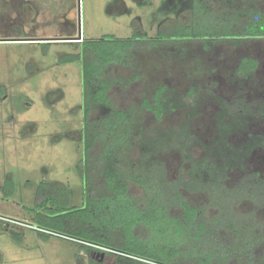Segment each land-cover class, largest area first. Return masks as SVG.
<instances>
[{
    "label": "rangeland",
    "instance_id": "1",
    "mask_svg": "<svg viewBox=\"0 0 264 264\" xmlns=\"http://www.w3.org/2000/svg\"><path fill=\"white\" fill-rule=\"evenodd\" d=\"M120 1L124 8L110 11L109 4L116 0H0V185L9 176L15 187L11 196H4L0 190V264H112L115 260L104 247L96 246V251L88 252L65 237L43 238L36 231L30 210L40 180L67 186L72 206L86 203L84 184L76 171L83 155L85 124L82 64L58 62L61 55L80 51L77 41L98 40L103 46L116 48L114 41L136 38L129 63L117 64L112 70L127 81L134 73L140 78L129 83L124 97L112 89L111 97L117 105H136L143 95L150 97L158 82L176 91L181 106L160 121L148 112L142 113L140 123L148 138L182 132L191 140L193 158H201L217 136L215 115L221 99L229 104L241 102L254 111L245 128L230 136L232 144H244L249 135L264 133V121L260 122L263 39L238 43L224 39L210 49L189 43L181 54L171 44L149 47L165 25L175 20L189 22L192 0ZM235 1L264 12V0ZM225 2L213 1L214 8L220 11L226 7ZM107 36L109 39H104ZM244 57L257 60L248 78L236 74ZM190 86L195 89L192 93L188 92ZM170 138H161L162 149L157 153L165 176L169 181L187 180L190 163L182 159ZM135 151H129L130 158H137ZM126 156L120 154L121 167L130 172L133 167ZM243 165L225 172L220 194L221 198H230L236 217L244 219L251 231L259 232L260 199L246 192L247 197L239 200L238 194H242V183L253 181L255 172L260 179L264 152L253 151ZM129 185L133 197L141 202L143 188L131 181ZM186 195L194 204L214 207L210 191L197 189ZM172 214L179 212L174 209Z\"/></svg>",
    "mask_w": 264,
    "mask_h": 264
},
{
    "label": "trees",
    "instance_id": "2",
    "mask_svg": "<svg viewBox=\"0 0 264 264\" xmlns=\"http://www.w3.org/2000/svg\"><path fill=\"white\" fill-rule=\"evenodd\" d=\"M213 1L192 0L189 22L175 20L165 25L149 47L171 44L181 54L189 43L210 49L224 39L235 43L252 38L264 40L263 11L253 5L242 7L235 0H226L227 8L219 11ZM133 39L136 38L114 41L116 48L82 39L76 42L81 43L79 52L66 53L58 59L62 64H82L85 124L83 155L76 171L84 184L86 203L72 206L67 186L40 180L30 208L37 233L43 238L67 236L88 252L96 251V246L107 248L115 257L112 264H264V172L260 170V179L255 172L253 181L242 183V194H238L239 200L247 197L246 192L260 199L259 232L251 231L244 219L236 217L230 198H221L220 194L226 171L244 168L243 161L253 151L264 152V133L249 135L241 145L229 141L232 134L245 128L254 111L241 102L229 104L221 99L215 115L217 136L197 160L187 134L164 132L162 136L173 137L171 145L190 163L187 180H167L157 156L163 137L145 136L140 120L142 113L148 112L160 121L181 106L176 91L158 82L150 97L143 95L136 105H117L111 97L112 89L124 97L129 83L140 78L139 73H134L127 81L112 70L117 64L129 63ZM256 67V59L241 58L236 74L248 78ZM194 90L190 86L188 92ZM263 121L264 101L260 99V122ZM135 150L137 158H130L129 151ZM121 153L128 155L126 160L133 167L130 172L121 167ZM130 181L143 188V204L133 197ZM197 189L211 192L214 207L194 204L189 199L186 193ZM0 190L4 196L14 193L9 176ZM174 209L179 214H172Z\"/></svg>",
    "mask_w": 264,
    "mask_h": 264
},
{
    "label": "crops",
    "instance_id": "3",
    "mask_svg": "<svg viewBox=\"0 0 264 264\" xmlns=\"http://www.w3.org/2000/svg\"><path fill=\"white\" fill-rule=\"evenodd\" d=\"M119 6H122L124 8V2H121L120 0H116V2H111L109 4V10H113Z\"/></svg>",
    "mask_w": 264,
    "mask_h": 264
},
{
    "label": "water",
    "instance_id": "4",
    "mask_svg": "<svg viewBox=\"0 0 264 264\" xmlns=\"http://www.w3.org/2000/svg\"><path fill=\"white\" fill-rule=\"evenodd\" d=\"M69 40H70V39H69ZM63 236H65V235H63ZM65 237H67V236H65ZM69 238H71V237H69ZM100 254H101V256H103V252H101Z\"/></svg>",
    "mask_w": 264,
    "mask_h": 264
},
{
    "label": "flooded vegetation",
    "instance_id": "5",
    "mask_svg": "<svg viewBox=\"0 0 264 264\" xmlns=\"http://www.w3.org/2000/svg\"><path fill=\"white\" fill-rule=\"evenodd\" d=\"M70 42H73L72 40H70ZM103 255H104V252H103Z\"/></svg>",
    "mask_w": 264,
    "mask_h": 264
}]
</instances>
